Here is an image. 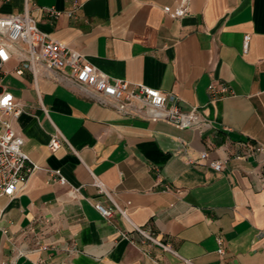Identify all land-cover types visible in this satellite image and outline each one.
Segmentation results:
<instances>
[{"label":"crops","instance_id":"1","mask_svg":"<svg viewBox=\"0 0 264 264\" xmlns=\"http://www.w3.org/2000/svg\"><path fill=\"white\" fill-rule=\"evenodd\" d=\"M33 1L61 12L77 3L73 17L31 15L103 73L173 93L209 126L179 130L135 105L120 113L69 70L42 66L37 75H17L22 63L12 56L0 92L25 107L14 127L37 169L13 198H0V264H264V163L234 157L243 152L239 143L264 146V0H190L182 19L164 12L182 0ZM23 12L22 0L0 1L1 14ZM212 81L232 94L211 101ZM56 130L70 146L52 153ZM227 155L222 172L211 167ZM57 170L68 185L51 180ZM96 180L129 220L116 213L107 221L95 209L110 205ZM71 187L80 189L78 199Z\"/></svg>","mask_w":264,"mask_h":264},{"label":"built area","instance_id":"2","mask_svg":"<svg viewBox=\"0 0 264 264\" xmlns=\"http://www.w3.org/2000/svg\"><path fill=\"white\" fill-rule=\"evenodd\" d=\"M9 2L10 0H0ZM24 12L22 14H1L0 13V72L11 60L17 56L22 67L16 70L17 75H23L25 70H30L34 75L39 73L40 67L49 70L66 71L76 80L84 91L89 92L102 104L110 103L120 113H129V107L135 105V111L146 116L151 121H164L172 124L179 130L196 129L203 132L207 126L206 121L197 108L184 111L180 107L179 98L173 93H167L159 89L149 87L143 83H132L130 81L111 77L96 66L91 64L85 56L64 43L52 39L47 33L40 30L38 22L31 15L32 10L42 12L58 20L63 15L73 17L80 8L74 3L69 11L61 12L57 9L39 8L33 0H22ZM189 1L182 0L174 10L165 7L164 12L173 18L182 19L189 12ZM250 38H245L244 49L247 50ZM208 94L211 101H219L232 94L230 87L222 82L212 81L208 86ZM25 113V107L19 103L10 92H0V198H13L27 183L29 177L37 169L32 163L29 155L23 151L24 139L16 131L14 122ZM64 144L69 145L68 140L59 130L51 136L48 145L49 151L57 152ZM238 147L243 150L236 153L235 158L248 160L253 158L259 163L264 156V146L259 143H239ZM208 153L200 155V160H205ZM230 156L212 162L211 167L217 172H222L229 161ZM190 164H197V161L189 160ZM51 180L60 185H68V181L60 171H51ZM94 185L103 193L110 202V205L95 203V209L101 216L110 221L116 213L129 220L128 212L113 201L104 184L96 180ZM78 188L71 187L69 195L78 199L80 193ZM137 233L150 242L163 245L157 237L149 231L134 225ZM128 239L126 233L121 234ZM219 245L218 253L223 255L225 249L221 237L217 239ZM46 251L47 246H42Z\"/></svg>","mask_w":264,"mask_h":264}]
</instances>
